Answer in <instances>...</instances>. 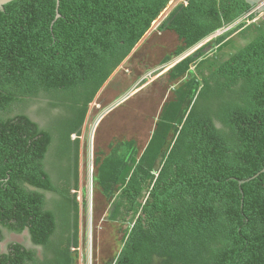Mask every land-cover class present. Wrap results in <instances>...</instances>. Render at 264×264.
<instances>
[{"label":"trees","instance_id":"16d2710c","mask_svg":"<svg viewBox=\"0 0 264 264\" xmlns=\"http://www.w3.org/2000/svg\"><path fill=\"white\" fill-rule=\"evenodd\" d=\"M169 1L0 10V243L27 230L35 247L10 242L0 264H77L89 104ZM186 1L157 27L180 41L161 64L237 23L167 67L174 87L144 148L116 136L94 151L93 210L113 228L102 264H264V172L239 183L264 168V17L249 23L245 0Z\"/></svg>","mask_w":264,"mask_h":264},{"label":"rangeland","instance_id":"374dc122","mask_svg":"<svg viewBox=\"0 0 264 264\" xmlns=\"http://www.w3.org/2000/svg\"><path fill=\"white\" fill-rule=\"evenodd\" d=\"M182 1L170 0L168 2L167 6L152 22L149 30L114 70L89 104L82 134L80 135L82 160L79 189L77 191V199L80 205L77 264H102L99 259L109 251L111 246L109 233L113 228L105 221L102 210H93L94 194L91 175L94 167L93 153L97 146L104 145L107 140L116 136L136 137L144 144L154 129L159 109L163 102L171 96V90L174 87L172 82L168 80L165 71L167 67L204 43L212 41L214 37L229 30L237 23L218 29L181 55L174 56L168 62L161 64L162 59L172 53L176 46L180 44V41L172 31H163L158 34L156 26L175 4H179V2L185 4L186 1ZM261 16L262 14H258L249 23ZM239 31H236L230 37H234ZM216 47L213 44L206 46L204 48L206 56L214 55ZM151 71L155 72H152L151 76H147L145 82L140 84V79ZM35 108L36 106L32 105L24 111L43 125V119L36 115ZM48 196H51V194ZM64 220L70 223L68 212L63 217ZM11 237V235H8V238ZM16 238L20 239L21 237ZM4 249V243H2V250Z\"/></svg>","mask_w":264,"mask_h":264},{"label":"flooded vegetation","instance_id":"af4514ba","mask_svg":"<svg viewBox=\"0 0 264 264\" xmlns=\"http://www.w3.org/2000/svg\"><path fill=\"white\" fill-rule=\"evenodd\" d=\"M186 0H183L182 2H184ZM180 3V2H179ZM187 3V1H186ZM178 4H175L171 10L177 6ZM170 10V11H171ZM170 11L167 13V15L170 13ZM166 15V16H167ZM165 16V17H166ZM159 25V24H158ZM158 25L156 26V31H157V27ZM158 32V31H157ZM161 32H158V34H160ZM8 235H11L12 237L11 238H8ZM16 237H21L20 239H17ZM10 242H17V243H21L22 245H24L25 247H34V245L32 244L31 240H30V237L28 235V231L27 230H24L22 233H14V232H5V238L4 240L0 243V248H1V251H6L7 249V244L10 243ZM2 243H4V247L5 249L2 250ZM35 248V247H34ZM38 249V247H37ZM151 264H162L161 263V259L158 258V257H155L154 261L151 263Z\"/></svg>","mask_w":264,"mask_h":264},{"label":"water","instance_id":"95a60500","mask_svg":"<svg viewBox=\"0 0 264 264\" xmlns=\"http://www.w3.org/2000/svg\"><path fill=\"white\" fill-rule=\"evenodd\" d=\"M10 1H12V0H0V10H4V5ZM245 1L248 4H250L251 6H253V12L256 15L262 14V16L264 17V0H245ZM57 5H58V0H57ZM56 16H59V14H57ZM261 172H264V168H262L259 172L254 174L252 177L244 179V180H240L239 183L241 184L247 180H250V179L258 176Z\"/></svg>","mask_w":264,"mask_h":264},{"label":"crops","instance_id":"0c3cea01","mask_svg":"<svg viewBox=\"0 0 264 264\" xmlns=\"http://www.w3.org/2000/svg\"><path fill=\"white\" fill-rule=\"evenodd\" d=\"M163 20V19H162ZM161 20V21H162ZM112 141V137L109 139V140H107V142L104 144V145H102V146H97V149L98 148H102V149H104V150H106V151H108L109 150V144H110V142ZM144 145H145V143L144 144H142V147H141V149L142 148H144ZM82 145H81V142H80V154H79V172H80V164H81V157H82V155H81V149H82V147H81ZM96 149V150H97ZM80 180V179H79ZM74 191V190H73ZM78 191V190H77ZM48 195H50V194H48ZM49 197V196H48Z\"/></svg>","mask_w":264,"mask_h":264},{"label":"built area","instance_id":"2783aa9c","mask_svg":"<svg viewBox=\"0 0 264 264\" xmlns=\"http://www.w3.org/2000/svg\"><path fill=\"white\" fill-rule=\"evenodd\" d=\"M186 3V2H185ZM153 71L149 72L146 76H144L143 78H141L140 80L142 81L143 79H147L148 77L147 76H151ZM155 72V71H154ZM153 72V73H154Z\"/></svg>","mask_w":264,"mask_h":264},{"label":"clouds","instance_id":"9594fccd","mask_svg":"<svg viewBox=\"0 0 264 264\" xmlns=\"http://www.w3.org/2000/svg\"><path fill=\"white\" fill-rule=\"evenodd\" d=\"M186 4V3H185ZM164 19V18H163ZM161 22V21H160Z\"/></svg>","mask_w":264,"mask_h":264}]
</instances>
